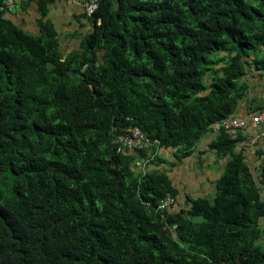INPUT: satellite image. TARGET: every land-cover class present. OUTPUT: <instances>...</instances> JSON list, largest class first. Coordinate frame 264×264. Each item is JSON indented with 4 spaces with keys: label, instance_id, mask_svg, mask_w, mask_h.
<instances>
[{
    "label": "trees",
    "instance_id": "16d2710c",
    "mask_svg": "<svg viewBox=\"0 0 264 264\" xmlns=\"http://www.w3.org/2000/svg\"><path fill=\"white\" fill-rule=\"evenodd\" d=\"M40 3L39 32L0 9V264H264L243 129L218 130L215 192L182 210L160 208L180 191L155 153L112 142L135 125L187 156L241 102L262 111L264 0H99L69 53Z\"/></svg>",
    "mask_w": 264,
    "mask_h": 264
},
{
    "label": "crops",
    "instance_id": "0c3cea01",
    "mask_svg": "<svg viewBox=\"0 0 264 264\" xmlns=\"http://www.w3.org/2000/svg\"><path fill=\"white\" fill-rule=\"evenodd\" d=\"M41 1L16 0L15 6L7 17L25 30L39 32V20L42 18ZM85 2L86 0H47L44 19L52 22L64 53L81 50L85 38L93 29L92 20L84 7ZM251 84L258 85L256 81H252ZM253 108L250 102H241L235 115L248 117L256 112ZM243 130L245 137L255 136L257 140L250 145L241 142L237 149L244 150L252 171L258 176L264 160V136L260 135V128L255 124L250 123ZM217 135L218 130H212L187 156L180 155L177 148L173 147L164 146L154 151H147V157L151 158L155 153V156L160 158V163L156 162L157 164L148 158L149 160L145 162H152L151 165L148 164V167L151 170L166 172L174 186L180 191L172 210L189 208V196L205 197L215 192L216 182L229 160V156L219 157L211 146Z\"/></svg>",
    "mask_w": 264,
    "mask_h": 264
},
{
    "label": "built area",
    "instance_id": "2783aa9c",
    "mask_svg": "<svg viewBox=\"0 0 264 264\" xmlns=\"http://www.w3.org/2000/svg\"><path fill=\"white\" fill-rule=\"evenodd\" d=\"M16 0H5L1 6V10L12 11ZM84 7L89 16H92L99 7V0H86ZM255 124L260 128V135H264V109L259 112H254L248 117H228L222 121H218L214 124V129L219 130L225 128L231 133L233 138H238V130L244 129L248 124ZM257 138L255 136L247 138L244 142L248 145L254 144ZM112 142L124 147H128L133 150L142 149H155L159 146V139H152L150 136L145 134L138 126L130 125L123 131L116 134ZM138 164H141L138 162ZM176 203V198L172 194H168L162 199L160 208L165 209L171 207Z\"/></svg>",
    "mask_w": 264,
    "mask_h": 264
},
{
    "label": "rangeland",
    "instance_id": "374dc122",
    "mask_svg": "<svg viewBox=\"0 0 264 264\" xmlns=\"http://www.w3.org/2000/svg\"><path fill=\"white\" fill-rule=\"evenodd\" d=\"M205 154H206V153H205ZM206 159H207V158H206ZM152 162L155 163L154 160H152ZM152 162H151V163H152ZM206 162H207V160H206ZM151 163H146V165H144L147 171H148V170H151L150 167H148V164L151 165ZM159 163H160V162H159ZM156 164H157V163H156ZM152 165H153V164H152ZM210 196H211V195H210ZM261 241L264 243V238L261 239Z\"/></svg>",
    "mask_w": 264,
    "mask_h": 264
},
{
    "label": "clouds",
    "instance_id": "9594fccd",
    "mask_svg": "<svg viewBox=\"0 0 264 264\" xmlns=\"http://www.w3.org/2000/svg\"><path fill=\"white\" fill-rule=\"evenodd\" d=\"M148 151H154V149H148ZM152 159V158H151ZM141 164H139V165H142L143 163L142 162H140Z\"/></svg>",
    "mask_w": 264,
    "mask_h": 264
}]
</instances>
